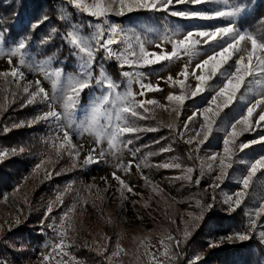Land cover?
Listing matches in <instances>:
<instances>
[{
    "label": "snow or ice",
    "instance_id": "snow-or-ice-1",
    "mask_svg": "<svg viewBox=\"0 0 264 264\" xmlns=\"http://www.w3.org/2000/svg\"><path fill=\"white\" fill-rule=\"evenodd\" d=\"M68 2L78 12L92 18L87 22L92 29L90 35L82 34V24H72L71 29L62 37L70 46L71 56L75 57L78 62L77 70L73 74L65 75L63 67H48L52 61L51 57L46 62L33 59L34 54L29 49L32 39L30 33L48 21L47 16L30 24L29 34L19 35L6 47L4 46L5 35L10 37V31L7 28H0V57L7 56L9 65H12L13 57H19L17 66H12L10 71L0 72V79L4 81L3 91L11 92L13 102L17 98V93L22 95L24 101L21 107L42 105L47 109H42L27 122L20 121L18 124H13L12 128H20L25 124L28 127H34L42 121L45 122L50 131L44 142L55 150L57 158H60L62 154H67L74 161L78 159L82 145L78 147L74 144L73 137L79 139L85 133L94 135L97 146L106 141L107 152L104 148H100L98 153L96 148L91 149L84 160L85 165L100 163L104 161L106 154L115 155L123 149H127L135 157L140 148L129 147L133 145L132 137L135 136V139L138 140L140 138L138 133L157 130L152 127H141L137 121L149 119L150 117L145 115L150 111L148 106L159 104V101L155 99L138 100L136 97L137 95L143 97L150 92L163 91L159 84L153 85L150 81L145 83L148 75L141 69L151 68L164 62L173 63L187 57L188 63L182 66L175 77L171 74L166 77V83L174 90L169 92L166 97L169 105L172 106V112L177 114L178 119L186 100L203 93H208V96L203 97L206 106L197 109L182 123V131H178L177 138L184 139L186 132L192 133L184 141L188 145L194 143L197 145L195 149L189 151V159H192V153H199L200 146L213 137L214 130L222 131L224 135L221 139V150L214 152L209 157L212 163L208 165V168L218 170L213 182L207 185L213 190L211 201L201 207L199 214L187 213L192 219L184 222L182 230L177 229L180 235L174 236L169 233L166 240L160 241L163 247L160 256L163 259L145 248L144 255L148 257L149 264H175L179 258L185 255L183 246L195 230L200 228L205 214L217 207L214 192L217 188L222 187L224 180L228 177L229 170L233 169L237 163L238 154L245 153V150L254 145H264V135H259L248 141L240 140V137L245 133H254L258 129L264 131V123H262L264 122V19L257 23L254 30L244 24L237 23L242 16L247 17L251 14L254 0H68ZM221 4L224 7L214 6ZM175 5H203L204 7L174 10ZM139 11L166 13L171 17L185 20H219L228 21V23L223 25L201 24L195 29L182 32L178 28L170 27L167 20H164L162 22L163 31L155 39H150L143 35L146 30L138 24L125 28L120 24L111 23L108 19L109 16L123 17L126 14ZM65 18L62 13L60 19ZM138 28L139 31H137ZM56 32L57 29L53 27L50 35L41 38L39 43H46ZM113 45L118 47L113 48ZM169 45L170 50L167 47ZM201 47L206 48V54L193 67L191 61L201 56ZM98 56L99 62H97ZM112 60L118 62L119 68L131 69L121 72V76L125 80L124 91H119L120 83L112 79L105 71V62ZM24 68H27L33 75L38 72L43 73L44 79L51 82V94L43 87L40 79L27 80L26 73L22 70ZM97 70L99 71L98 76L94 74ZM197 70L199 74H197ZM189 75L193 76L196 81L194 89L187 84ZM161 79L165 78L161 77ZM134 84L139 85L138 93L133 91ZM93 88L98 89L100 95L92 93L89 97L92 103L86 109L85 118L76 123L74 113L80 105L81 96L85 90ZM176 89L179 90V94L175 91ZM238 102H243L239 115H230L225 111L231 109ZM56 105L60 106V111L56 109ZM159 106L165 107L164 105ZM3 111H6V107L0 105V114ZM198 117L202 118V122L198 127L190 129L189 125L193 124ZM218 121L219 128L216 127ZM167 127L174 131L177 130L175 122ZM10 130L11 128L7 126L3 129L4 132ZM126 136L129 138L125 139ZM155 143H160V141H155ZM170 150L171 148H165L161 151ZM19 152H24V148L21 147ZM16 153V148H12L10 151L0 150V162H3L10 154ZM147 155L152 156L155 153L149 152ZM47 162H52L51 156L48 157ZM239 162L246 165V171L237 180L239 187L222 201L226 206L224 209L226 213L235 212L244 204L245 199L249 196V189L253 185L254 178L259 173H264V154L253 156L247 160L241 158ZM44 163L45 161L42 160L40 164L36 165V169H41ZM213 165H215V169H213ZM131 166V162H129L128 168ZM141 166V164H137V168ZM143 166L148 165L144 163ZM154 166L181 170V175L173 177V179L194 183L197 186L201 183L199 177L193 179L195 167L182 165L178 159ZM117 167H123V165L118 164ZM200 169V175L203 176V164L200 165ZM45 172L47 178L50 179L52 173L48 169H45ZM112 177L120 186L118 191L122 201L128 199L125 191L132 195H138L121 176L113 172ZM142 178L151 187V190L159 195L162 190L152 186L148 177L143 174ZM92 187L95 186L90 185L88 190L90 191ZM17 191H19L18 188ZM99 198L102 199V197ZM62 204L63 193L57 195L55 201L50 202L41 218V234H44L45 227L51 229L55 234V239L49 238L51 251L42 254V264H68V261H64L63 257L70 256L68 249L73 247L75 242L74 238L69 236V230H74L72 213L76 211V204L74 203L67 212L61 215L59 223L52 219L45 224L53 212V206L59 207ZM144 206L147 207V204ZM261 214H264V204H261L258 211L255 212V218L249 217L243 231L233 230L217 237H213L210 232L208 248H218L251 240L257 232V219ZM65 222H67V228ZM15 223L18 225L20 221L16 220ZM172 223L175 224V221L173 220ZM259 235L264 240V231H260ZM9 246L14 250H20L15 244ZM48 246L45 245V247ZM20 247L22 248L23 245ZM116 247L117 251L108 257L109 260L112 257H119L124 252L119 245ZM98 251H101L102 254L106 248L98 249ZM57 256L60 257L59 260L56 259ZM137 259H139L138 256ZM203 259V253H193L188 257L186 264H198Z\"/></svg>",
    "mask_w": 264,
    "mask_h": 264
},
{
    "label": "rangeland",
    "instance_id": "rangeland-1",
    "mask_svg": "<svg viewBox=\"0 0 264 264\" xmlns=\"http://www.w3.org/2000/svg\"><path fill=\"white\" fill-rule=\"evenodd\" d=\"M9 1L10 0H2V3L5 4ZM214 6L224 7L222 4ZM71 7L74 8L69 2L66 3L63 0L62 3L55 5L58 13L60 15L63 13L66 17L65 20L68 26L67 31L71 29L72 24H82V34L90 35L92 29L87 22L92 18L78 15L79 21H75V15ZM199 7L204 6L175 5L174 10ZM108 19L111 23L120 24L125 28L133 27L138 24L141 28L146 30L143 35H146L150 39H155L156 36L163 31L162 22L164 20H167L170 27L178 28L182 32L195 29L201 24L215 23L223 25L228 23V21L219 20H185L171 17L166 13L145 11L133 12L123 17L109 16ZM237 23L244 24L246 27L253 30L255 28V26L248 24L244 16H242ZM29 25L30 23L28 21H25V23L13 24V29L11 30V28L5 26V22L2 21L0 28H7L10 31V37L7 34L5 35L4 46L6 47L12 40H15V38L21 34H29ZM53 27L55 26L50 21H47L36 34L33 32L30 33L32 39L29 43V49L34 54L33 59L46 62L49 57H51L52 61L48 67H63L65 75L73 74L77 70V59L75 57L74 60L68 58L71 55V51L69 54H62L63 45L60 46V48H54L52 38H54L56 34L52 35L51 39L46 43H39L41 38L50 35ZM137 31H139V28ZM167 47L170 50V45ZM50 49L52 50L51 53L48 52ZM200 52L201 56L191 61L193 67L195 63L204 58L206 48L201 47ZM7 60V56L0 57V72L10 71L12 66H17L19 63V57L12 58V65H9ZM62 61L63 64H61ZM97 62H99V56L97 57ZM113 62L114 60L105 62V71L112 79L120 83L121 87L119 91H124L125 80L121 76V72L130 71L131 69L126 67L120 68V74L118 76L120 78L118 79L109 68V64L111 63L113 65ZM185 63H188L187 57H183L180 61L173 63L164 62L152 66L151 68L141 69V71H144L148 75V79L145 80V83L150 81L153 85L159 84L163 91L150 92L143 97L139 95L136 97L138 100L155 99L159 101V104L156 106H148L150 109L149 113H151V116L165 128H169L167 125L175 122L177 124V130L174 131L176 135L178 131H182L181 125L187 120L188 116L192 115L197 109L206 106L203 97L208 96V93H203L200 96L186 100L178 119L177 114L172 112V106L169 105L166 97L169 92L174 90L166 83V77L169 74L175 77ZM22 70L25 71L27 80L34 81L35 79H40L43 87L51 94V82L44 79L43 73L38 72L36 75H33L27 68ZM116 71L118 72V68ZM94 74L98 76L99 71L97 70ZM197 74H199L198 70ZM161 77L165 79H161ZM187 84L191 85L192 89L195 88L196 81L193 76L189 75ZM3 88L4 81L0 79V105L6 107V111L3 112L8 113L10 108L15 104H19L20 109L24 108L21 107L22 101H24L22 95L17 93V98L15 102H13L11 92H5ZM133 91L138 93L140 91L139 85L134 84ZM175 91L179 94L178 89ZM93 92H95L96 95H100V91L95 88L85 90L82 94L80 105L74 113L76 123H79L85 118L87 114L86 109L92 103L89 97ZM6 96L7 99H5ZM159 105H164L165 107H160ZM242 106L243 102H238L234 104L231 109H226L225 111L230 115H239L242 111ZM27 107L32 109L31 113H33V115L20 121L27 122L42 109L47 110L42 105H29ZM56 109L58 111L61 110L59 105H56ZM19 122H13L12 124H18ZM101 122L103 123V120ZM201 122L202 118L198 117L193 124L189 125V128H196ZM137 123L140 126L142 120H138ZM216 127H220L219 121ZM20 128H30V130L33 131L32 135L38 136L43 142L48 137L50 131L49 126L43 121L36 124L34 127H28L27 124H25V126ZM191 134L190 132H186L184 134V139L181 140L184 142ZM223 135L224 133L222 131L214 130L213 137L204 145L200 146L199 153H192L194 163L185 164V166L195 167L196 170L193 173V179L195 180L198 177L201 179V183L198 186L194 183L173 179V177L181 175V170L143 166V164L146 163L145 159L147 156L144 151L141 153L138 152L137 155L133 157L130 151L123 149L115 155L110 153L106 154L104 161L100 163L85 165L84 160L91 149L96 148L97 153L100 148H104L106 152L108 150L106 141L97 146L96 137L87 133L79 139L73 137L74 144L78 147L82 145L80 155L75 161L67 154H62L60 158H57L55 150L44 142L47 145V149L38 152L29 151L27 157L30 161L24 164L25 169L23 174L21 177L15 179L11 187L0 195V264H42V254H47L51 251L49 238L52 237L55 239V234L47 227L44 229V234H41V218L44 216L50 202L55 201L57 195L61 193H63V204L59 207L53 206V212L49 220L45 221V224L52 219H55L57 223H59L61 215L67 212L74 203L76 204V211L72 213L74 230H69V236L73 237L75 242L73 247L68 249L70 256L63 257V260L68 261V264H89L83 257L77 255L81 246L100 250L106 248L105 252L111 257V254L117 251L116 246L119 245L124 252H122L119 257L111 258L113 264H149L148 257L144 255L145 248L163 259V257L160 256L163 252L160 241L162 239L166 240V236L169 233L173 234V232H177L178 228L182 230L184 222L191 221L192 218L189 217L187 213L199 214L201 207L211 201L213 190L208 188L207 185L213 182L214 177L218 174V170H210L208 168V165L212 163L209 157L214 152L221 150V139ZM259 135H264V131L258 129L254 133H245L240 137V140L248 141ZM139 137L138 140L135 139V136L132 137L133 141L140 142L138 147L134 146L136 148L140 146L144 147L150 143L155 144L159 151L165 148H171L170 151H161L160 158L156 160L157 163L169 162L174 159L179 160L178 155L173 152L169 140L163 135L152 133ZM127 138L129 137L126 136L125 139ZM155 141H160V143H155ZM188 146L189 149H195L197 145L194 143ZM129 147L133 146L130 145ZM0 150H8V148L0 147ZM17 153H19V150H17ZM245 153L238 154L237 163L234 165L233 169L229 170L228 177L224 180L222 187L215 190L214 194L216 196L217 207L205 214V218L212 217L214 214L229 215L235 213L239 216L237 224L229 229L223 228L224 225H222L221 229L217 231L213 226H206L204 250L200 253H203L204 256L209 255L211 257V264H227L223 256L214 253L215 250L226 247H236L243 243L224 245L218 248H208L209 233L211 232L213 237H217L230 233L233 230L243 231L249 217L255 218V212L258 211L261 204H264V173H259L258 176L254 178L253 185L249 189V196L245 199L244 204L235 212L226 213L224 211L226 206L222 201L226 199L228 195L233 194L239 187L237 180L246 171V165L241 164L239 162L240 159L243 158L247 160L253 156L264 154V145H254L252 148L245 150ZM49 156L52 158L51 163L47 162ZM42 160L45 161L44 166L37 170L36 165L40 164ZM58 161L62 163L60 166H57ZM129 162H131V168H128ZM118 164H122L123 167L118 168ZM137 164H141L142 166L137 168ZM201 164H203L204 169L203 176L200 175ZM45 169H48V171L52 173L50 179L47 178ZM213 169H215V165H213ZM113 172L121 176L129 186H132L138 195H132L125 191V195L128 196V199L122 201L120 192L118 191L120 186L118 182L113 179ZM57 173H59V175H57ZM142 174L148 177L152 186H156L158 190H162L159 192V195L154 193L151 187L146 184L145 180L142 178ZM105 177L107 178L106 180L103 179ZM79 185H83L81 190ZM90 185H94L95 187H92L89 191ZM109 185H111V187H109ZM17 188L19 191H17ZM105 189H107V191H105ZM99 197H102V199ZM145 204H147V207L144 206ZM16 220L20 221L18 225L15 223ZM173 220L175 224L172 223ZM30 221L34 223L33 226H31L33 227L31 231L40 233L43 240L32 239L26 232L22 233L19 231L21 227L29 225L28 222ZM65 226L67 228V222H65ZM260 231H264V214H261L257 219V232L251 239L260 243L261 247L264 248V240H262L259 235ZM177 234L180 235L179 232H177ZM141 241H143V243H141ZM10 244H15L20 250H14L9 246ZM21 245H23L22 248L20 247ZM45 245L49 246L45 247ZM255 249L260 256V264H264V253L259 251V247ZM137 256L139 259H137ZM230 258L231 257L228 259ZM56 259L59 260L60 257L57 256Z\"/></svg>",
    "mask_w": 264,
    "mask_h": 264
},
{
    "label": "trees",
    "instance_id": "trees-1",
    "mask_svg": "<svg viewBox=\"0 0 264 264\" xmlns=\"http://www.w3.org/2000/svg\"><path fill=\"white\" fill-rule=\"evenodd\" d=\"M62 3V0H10L8 3L3 4L0 0V20L5 22V26H8L13 29V24L25 23L28 21L32 24L34 21L39 20L43 16H47L50 21L57 29L56 35L52 38L54 42V48H60L62 46V54H69L70 47L62 38L67 32V22L65 19H60V14L55 8V5ZM67 3V2H66ZM75 21H79V16L88 17L83 13L78 12L75 8H72ZM79 15V16H78ZM264 19V0H255L254 5L251 9V14L246 17L248 24L251 26H256L257 23ZM47 22V21H46ZM41 24L37 27L33 33L36 34L45 24ZM52 52V50H48ZM71 60H74V57L71 55L68 57ZM113 61V60H112ZM109 68L116 78L119 76V67L116 61L113 62V65L110 63ZM118 68V72L116 69ZM122 69V68H121ZM23 102V101H22ZM30 107H24L20 109L19 104H15L10 108L8 113L3 112L0 114V147H6L10 151L12 148L19 150L21 147L24 148V152H19L16 154H10L9 157L4 159L0 163V195L3 194L6 190L11 187L12 182L21 177L24 172V164H26L30 159L27 157L29 151H41L47 149V145L39 139L38 136L32 135L33 131L30 128H12L13 122H19L22 119L32 116L33 113ZM145 115L149 116V119H142L141 127H152L156 128V131L153 132H141L138 133L139 136H146L152 133L156 135H163L167 138L172 145V150L179 157V160L182 164H193L194 158L189 159V146L181 139L177 138L176 133L173 129L165 128L159 122H157L151 115V113H146ZM5 126L11 128L10 131L4 132L3 129ZM33 136V137H32ZM139 141H133L132 146L139 145ZM140 151L148 154L149 152L155 153L152 156H146V163L148 166L155 167L159 163L156 162L161 156V151L157 149L155 144L150 143L144 147L140 146ZM62 163L58 161L57 166H60ZM156 168V167H155ZM80 190L83 188V185H79ZM239 220V216L235 213L233 214H214L212 217L205 218L201 223L200 228H198L187 243L183 246L184 256L179 258L175 264H186L189 256H192L193 253H200L204 250V236L206 234V226H213L217 231L223 228H231L233 225H236ZM29 225L26 227H21L20 232H26L29 237L32 239L43 240V237L40 233L31 231V226L33 222H28ZM174 236H178L177 232H173ZM256 247H259V251L264 253V248L261 247L260 243L250 240L236 247H226L223 249H217L214 251L217 255L223 256L227 264H260V256L256 252ZM77 255L83 257L89 264H113L111 260L108 259V253L105 251H98V249H90L85 246H81V249L77 252ZM231 257L230 259H228ZM198 264H211V257L204 256V259Z\"/></svg>",
    "mask_w": 264,
    "mask_h": 264
},
{
    "label": "bare ground",
    "instance_id": "bare-ground-1",
    "mask_svg": "<svg viewBox=\"0 0 264 264\" xmlns=\"http://www.w3.org/2000/svg\"><path fill=\"white\" fill-rule=\"evenodd\" d=\"M118 46L117 45H113V48H117Z\"/></svg>",
    "mask_w": 264,
    "mask_h": 264
}]
</instances>
